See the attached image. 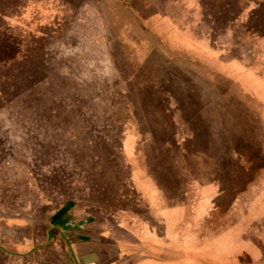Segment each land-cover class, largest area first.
<instances>
[{
    "label": "rangeland",
    "instance_id": "rangeland-1",
    "mask_svg": "<svg viewBox=\"0 0 264 264\" xmlns=\"http://www.w3.org/2000/svg\"><path fill=\"white\" fill-rule=\"evenodd\" d=\"M261 126L264 0H0V218L38 242L50 219L73 230L159 227V213L182 211L187 188H209L192 205L199 227L237 173L264 184ZM261 186L240 242L257 264ZM50 234L31 264L71 252ZM209 240L161 256L211 264Z\"/></svg>",
    "mask_w": 264,
    "mask_h": 264
},
{
    "label": "crops",
    "instance_id": "crops-1",
    "mask_svg": "<svg viewBox=\"0 0 264 264\" xmlns=\"http://www.w3.org/2000/svg\"><path fill=\"white\" fill-rule=\"evenodd\" d=\"M256 130L257 133L255 132L254 140L257 141L262 138V141H264V127L261 126V128ZM249 141L251 142V139ZM252 148L254 149V147ZM258 149L260 150V148ZM261 154L264 156L263 151ZM255 168L258 169V167ZM251 172L250 174L253 173ZM262 173L261 177L264 178V169ZM253 178V176H249L248 168H246L244 173H237L234 179L239 185L231 188V194L224 196L220 202L222 204L211 205V218L201 221L197 228L191 221L192 205L198 199L199 191L209 190V188L197 191H188L187 188L183 192L186 201L182 205V211L176 209L165 215L159 213V227L146 224L145 228L142 227L141 230H137L135 225L131 227L124 224L118 225L117 223L112 227L106 228V231L105 229L100 231V228H86L84 225L73 230L75 227L67 229L63 221L58 222V220L50 219L49 233L46 231L47 234L44 241L48 239L49 241H54L53 235L50 234L53 231L60 234L68 246L65 245L66 248L71 251L69 255L74 263H71L70 256L64 252L63 247H60L61 253L49 251V264H175L162 257L161 253L171 249L182 250L206 247L205 245L210 241L209 239H211V246L208 247L211 249V264H230V261L232 264H257L247 246L242 247L241 245L243 242H247L242 235V224H244L245 229L247 228L245 232L249 233L246 223V213L249 210L248 201L251 196L260 192V183L255 185L249 182ZM209 185L211 184H208L207 187ZM262 187H264V184H262ZM232 197H234V200H232ZM217 211L223 214L215 217V212ZM262 216H264V212H262ZM56 224H61V226ZM23 227V223H15V221L0 218V264H31V260L36 258L35 256L40 246L39 243L44 241L38 242L37 231L30 232V229L28 230L29 227L26 225L27 231H21L20 228ZM233 229L236 230L232 234L225 238L222 237V235L230 233ZM133 230L136 231L134 232ZM204 230L205 234H203ZM103 232L107 236H104ZM15 233H20L18 240H14L11 237ZM54 243L56 244L57 242L50 243L49 248L57 250L53 247ZM145 243H150L160 250L156 254L151 253L146 248ZM228 245H232V247L228 248ZM222 247L225 249V254L223 253V255L220 254ZM260 255L256 256V259ZM14 257L16 260L15 262L12 261L13 263L7 259ZM58 261H61V263Z\"/></svg>",
    "mask_w": 264,
    "mask_h": 264
},
{
    "label": "flooded vegetation",
    "instance_id": "flooded-vegetation-1",
    "mask_svg": "<svg viewBox=\"0 0 264 264\" xmlns=\"http://www.w3.org/2000/svg\"><path fill=\"white\" fill-rule=\"evenodd\" d=\"M67 229H69V228H67Z\"/></svg>",
    "mask_w": 264,
    "mask_h": 264
}]
</instances>
